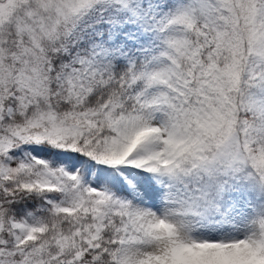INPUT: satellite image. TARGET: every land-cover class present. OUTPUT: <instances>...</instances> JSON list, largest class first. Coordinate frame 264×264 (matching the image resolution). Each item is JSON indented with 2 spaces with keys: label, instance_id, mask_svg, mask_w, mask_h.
Instances as JSON below:
<instances>
[{
  "label": "snow or ice",
  "instance_id": "1",
  "mask_svg": "<svg viewBox=\"0 0 264 264\" xmlns=\"http://www.w3.org/2000/svg\"><path fill=\"white\" fill-rule=\"evenodd\" d=\"M0 264H264V0H0Z\"/></svg>",
  "mask_w": 264,
  "mask_h": 264
}]
</instances>
